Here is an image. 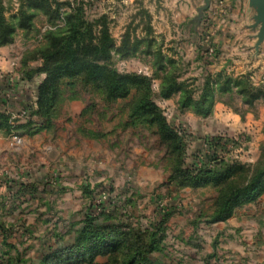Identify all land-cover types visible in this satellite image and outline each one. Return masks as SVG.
Segmentation results:
<instances>
[{
  "label": "rangeland",
  "instance_id": "obj_1",
  "mask_svg": "<svg viewBox=\"0 0 264 264\" xmlns=\"http://www.w3.org/2000/svg\"><path fill=\"white\" fill-rule=\"evenodd\" d=\"M55 1L61 3L59 11L62 15L70 10V6L63 4L68 1L71 6H77L76 4L81 2L85 16L91 21L105 16L108 30L115 41L116 49L111 52L113 65L120 72H134L148 76L154 92L159 91L162 81L170 74H176L178 83H184L188 89L193 90L194 97L198 96L201 85L204 83V76L213 75L218 71H224L232 76L249 74L252 83L263 84L254 80L253 69L241 74L228 71L225 65L219 70L213 69V63L219 55L214 41L217 21L227 11L226 3L223 1L212 0L200 16L197 10L194 17L197 26L196 50L191 60L184 57L178 45L179 41L171 37L173 34L169 36L167 33L155 31L152 15L146 7V0ZM5 2L11 8V12H15L19 0H5ZM203 4L204 1L201 5ZM246 8L248 13L243 25L251 23L248 0H246ZM52 21H48L41 11H36L33 19L34 28L28 31H17L15 36L17 45L14 47L16 49L5 54L8 59V70L0 69V78L9 84V88L14 91L13 94L27 90L26 93L30 97L34 86L24 87L22 83V78L26 79L24 71L38 65L34 56L36 50L44 43V32L50 28L63 26L61 18ZM255 33L256 30L249 28L246 32L245 38L251 42L245 47L247 52L251 51L246 60L259 61L263 66L264 47L262 48L261 44L257 54L252 47ZM125 35H128L130 44H135L134 49L128 52L119 49ZM249 46L252 50H249ZM24 58L31 60L26 67H21L19 60ZM39 77L34 76L33 82H37ZM213 95V110L216 102H220L230 112H237L244 119L249 112L248 115L252 121L237 129H231L227 126L230 119H223L224 121L220 123L219 118L213 117V111L207 116H201L190 107H180V92L168 99L156 97L154 100L174 128L185 133L187 162H190L193 154L197 152L200 153L198 158L202 160L207 154L203 139L214 135L234 141L218 149L220 158L248 164L255 163L264 143V97L254 100L249 105L245 103V97L236 90L226 93L215 91ZM130 99L107 102L102 94L91 86H83L80 82L72 86L65 83L62 85L55 124L56 121L75 122L76 133L94 141L100 148L102 159H109L110 163L107 161L106 164L110 165L100 170L102 172H54L50 178L43 181L40 189L46 191L45 188L48 185V187L57 188L56 193L52 194V198L57 201L56 207L48 210V206H44L41 199L38 202L26 200L22 202L21 211H15L14 215L6 214L4 216L7 229L6 240L13 244L15 249L3 246V239L0 237V264H5L3 260L7 259L8 254L14 255L15 250L25 260V264L37 263L41 255L36 256V254L47 251L46 247L51 243V235L57 232H54L55 227L51 225V222L56 223L57 230L65 231L67 227H64V224L83 217L84 208L88 201L90 202V198L84 193L85 186L89 189L95 187L96 202L104 200V196L106 199L110 196L118 204L126 205L119 211L120 213L131 215L134 218L133 221L136 220L142 224H146L157 214L169 212L164 249L162 252L151 255L162 264H232L229 261L230 257L225 253L228 248L226 241L218 236L214 238L211 235L212 224H207L205 221L214 208L215 188L211 185L197 188L178 187L170 180L172 155L166 144L160 142L152 129L147 127H123V122L126 120V107ZM17 114L21 115L19 112ZM21 118L24 116L21 115ZM98 134L102 135L98 137ZM92 160L95 159L92 158ZM137 168L150 172H130ZM143 174L148 183H145L146 180L143 181ZM71 177L84 183L80 186L82 193L78 190L75 192V189L73 192L66 190L68 185L65 182ZM49 194L48 192L47 195ZM81 194H83L82 197H80ZM24 198H28V195L21 197V199ZM47 202L50 203L51 199ZM94 214L96 215V212ZM116 215H118V207ZM22 219L29 223L31 229L23 230L20 224ZM8 221L11 223H7Z\"/></svg>",
  "mask_w": 264,
  "mask_h": 264
},
{
  "label": "trees",
  "instance_id": "obj_2",
  "mask_svg": "<svg viewBox=\"0 0 264 264\" xmlns=\"http://www.w3.org/2000/svg\"><path fill=\"white\" fill-rule=\"evenodd\" d=\"M60 4L55 0H19L12 13L5 0H0V46L14 43L18 30L33 29L36 11H41L48 21L63 19L62 27L44 32V43L34 56L38 65L24 71V77L29 80L43 75L36 87L34 104L23 109L24 118H13L10 112L0 109V132L9 137H31L52 130L62 85L72 86L80 82L83 86L93 87L107 102L131 98L123 127H147L166 144L172 155L170 180L176 186L197 188L211 185L215 188L214 208L205 220L207 224L226 221L238 208L255 203L264 194V143L256 162L248 164L218 156V149L234 142L232 139L207 136L203 139L207 154L200 160L197 152L187 162L185 133L174 128L154 100L156 97L168 99L180 92V107H190L196 114L207 116L213 111L215 91L226 93L236 90L245 97V103L251 105L254 100L264 97V83L255 85L249 74L232 76L218 71L204 76L198 96L194 97L193 90L184 83H178L176 74H170L162 81L159 91L154 92L148 76L120 72L113 65L111 52L116 49L115 41L105 16L91 21L85 16L81 2L71 6L68 1L63 4L70 6V10L62 15ZM134 47L135 44H130L128 35H125L119 49L128 52ZM29 60L24 58L20 66L26 67ZM85 187L84 193L90 198V204L83 225L74 231L73 243L50 247L35 264H100L96 261L98 256L106 257L103 264H160L151 255L164 249L169 212L157 214L142 224L133 221L131 215L119 212L125 204H118L110 196L96 202L95 187ZM17 188L13 194L14 201L23 202L35 196L36 186L33 184L18 182ZM25 195L28 198L21 199ZM0 230L5 233L3 246L15 249L7 242V229L1 221ZM8 255L3 260L5 264L26 263L17 250L14 255Z\"/></svg>",
  "mask_w": 264,
  "mask_h": 264
},
{
  "label": "crops",
  "instance_id": "obj_3",
  "mask_svg": "<svg viewBox=\"0 0 264 264\" xmlns=\"http://www.w3.org/2000/svg\"><path fill=\"white\" fill-rule=\"evenodd\" d=\"M220 1L226 3L227 11L217 21L214 41L219 55L213 63V69L219 70V68H224L225 65L227 66L226 69L234 74H241L253 69L255 71L254 80L264 83V65L261 66L259 61L249 62L246 60L251 52L245 50L246 45L251 44L245 38L248 24L243 25L248 13L246 0ZM146 2V7L153 18L152 23L154 29H156L155 31L167 33L169 36L173 34L171 37L179 41L178 45L182 49L184 57L187 60L193 59L196 50L195 33L197 27L194 17L203 0H146ZM253 44L254 42H252V46ZM16 45L17 42L14 41L10 45L0 46V69L8 70V59L5 54L16 49L14 48ZM263 47L264 44L262 43ZM249 50H252L251 46H249ZM262 55L264 56L263 51ZM42 77L43 75H40L37 82H33V79L22 78L24 87H27V85L34 86L30 97L26 93L27 90L17 91L13 94L14 91L9 88V84L0 78V109L7 110L13 117L19 116L21 118V115L17 113L24 112L23 109L26 106L34 103L36 84ZM219 105L223 106V108ZM213 114L214 118H219L220 123L224 121L223 119H230V122H227V126L231 129H237L252 121L248 115L249 112L246 113L247 115L244 119L239 113L230 112L220 102H216L214 105ZM251 143L253 144V142H249V144ZM102 156L100 148L94 141L76 133L75 122L60 123L56 121L53 130L41 132L31 137L22 136L19 137L18 141H14L13 138L0 132V221L6 227L4 216L6 214L14 215L15 211H21L22 202L19 200L14 201L13 197V194L17 192L18 182L35 185L36 193L30 201L36 200L38 202L41 199L43 205L48 206V210H50L57 205V201L52 198V194L56 193L57 188L48 187V185L45 188L46 191H44L40 189L43 181L50 178L54 172H102L100 170L110 165L106 164L109 159L104 160ZM92 158L95 160H92ZM130 172L150 171H143L141 168H137ZM142 176L144 179L143 177L139 178H142L143 181L146 180L145 183H148L147 179H145V174ZM81 183L74 177L68 178L65 182L68 185L66 190L73 192V189H75V192L78 190L79 193H82L83 190L80 186L84 183ZM48 192L50 193L49 195H47ZM82 196L83 194L80 195V197ZM50 199L51 204L47 202ZM89 204L90 202L88 201L87 205ZM35 205L37 206V204ZM86 207L84 208L85 212ZM85 212L80 220H70L67 224H64V227H67L64 229L65 231L57 230L56 223L53 224L51 222V225L55 227L54 232H57L51 235V243L46 247V250L48 251L50 247L72 244L74 231L83 225ZM7 223H11V221ZM20 224L23 230L31 229L29 223L23 221V219ZM211 230V235L214 238L218 236L221 240L224 238L226 241V247L228 248L225 253L230 257V263L264 264V194L255 203L238 208L234 215L226 221L212 224ZM0 237H5V233L1 230ZM47 251L42 254L39 252L36 256H42ZM96 261L104 263L106 257L98 256ZM158 262L161 263L160 261Z\"/></svg>",
  "mask_w": 264,
  "mask_h": 264
},
{
  "label": "water",
  "instance_id": "obj_4",
  "mask_svg": "<svg viewBox=\"0 0 264 264\" xmlns=\"http://www.w3.org/2000/svg\"><path fill=\"white\" fill-rule=\"evenodd\" d=\"M203 1L204 4L198 8L199 16L208 8L212 0ZM248 6L251 12V23L248 25V28L256 30V33L253 35L255 41L252 47L257 54L261 44L264 43V0H248Z\"/></svg>",
  "mask_w": 264,
  "mask_h": 264
},
{
  "label": "built area",
  "instance_id": "obj_5",
  "mask_svg": "<svg viewBox=\"0 0 264 264\" xmlns=\"http://www.w3.org/2000/svg\"><path fill=\"white\" fill-rule=\"evenodd\" d=\"M21 115H22V116H25V112H22ZM11 138H13L14 141H18L19 136H12ZM207 152H208V151H207ZM199 164H200V162H199ZM103 198H104V200H106L105 196H104ZM101 201H103V200H101ZM99 202H100V201H99Z\"/></svg>",
  "mask_w": 264,
  "mask_h": 264
}]
</instances>
